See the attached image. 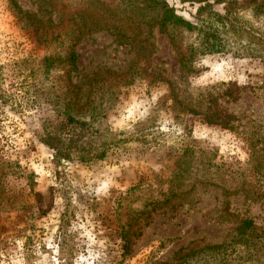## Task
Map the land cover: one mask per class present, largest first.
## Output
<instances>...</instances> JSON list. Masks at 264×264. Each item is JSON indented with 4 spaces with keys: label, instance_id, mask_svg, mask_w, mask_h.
<instances>
[{
    "label": "rangeland",
    "instance_id": "obj_1",
    "mask_svg": "<svg viewBox=\"0 0 264 264\" xmlns=\"http://www.w3.org/2000/svg\"><path fill=\"white\" fill-rule=\"evenodd\" d=\"M15 1L38 21L24 27L0 0V264H172L229 237L239 219L264 227V199L235 192H264V169L249 163L250 143L264 151V62L235 55L249 36L228 35L188 71L156 29L143 32L147 52L109 33H135L138 0ZM166 1L193 22L203 0ZM240 16L264 33L263 17ZM177 42L184 51L196 34ZM45 58L55 59L47 73ZM75 84L84 140L102 159L57 160L41 142Z\"/></svg>",
    "mask_w": 264,
    "mask_h": 264
},
{
    "label": "trees",
    "instance_id": "obj_2",
    "mask_svg": "<svg viewBox=\"0 0 264 264\" xmlns=\"http://www.w3.org/2000/svg\"><path fill=\"white\" fill-rule=\"evenodd\" d=\"M194 21H189L179 15L166 0H138L134 6L133 17H128L134 27L132 33L121 30L117 24L107 27L110 34L115 37L120 45L137 47L147 52V46L151 44L143 37L146 30L148 34L156 29L158 33L168 36L173 47L178 51V63L184 70H190L192 62L198 55H207L223 52L228 44V35L244 34L249 36L248 43L236 45L235 55L259 59L264 62V33L256 32L252 27L242 23V12L248 11L254 18H264V0H208L199 1ZM11 8L16 12L18 21L24 27L33 26L38 20L32 13L22 12L15 0H10ZM223 5L222 12L214 9V6ZM36 33V32H35ZM180 33H195L197 44L187 46L184 51L180 49L177 38ZM47 34H42L45 36ZM149 44V45H148ZM262 45V48L260 47ZM152 46V45H151ZM69 72L77 70V56L70 51L65 58ZM55 62L53 58H45L40 65L44 73H47ZM264 83V75L262 77ZM79 85L75 84L69 89L66 99H62L63 108L59 110V125L53 130L45 131L41 139L42 144L54 152V158L63 161L87 162L92 159H102L105 156L103 149H95V146L85 142L83 134L87 133L88 124L80 120L79 115L84 114L83 106H80ZM59 101V99H58ZM95 109L92 108L93 114ZM92 115H89V117ZM255 142L250 143V157L254 170L264 169V151L257 148ZM4 165L0 163V169ZM259 172V171H257ZM4 174V173H3ZM264 183V173H258ZM174 177H177L175 175ZM256 179V177H255ZM259 180V179H257ZM242 183L236 191L248 193L257 198L264 199V192L258 187L257 191L243 187ZM171 190L165 194L163 203L169 202L176 193ZM2 194V193H1ZM229 213L228 210L225 211ZM231 217L235 215L229 213ZM178 254H181L179 251ZM264 264V227L254 223L252 219H239L229 237L220 243L205 245L199 249L182 253L176 263L172 264Z\"/></svg>",
    "mask_w": 264,
    "mask_h": 264
}]
</instances>
